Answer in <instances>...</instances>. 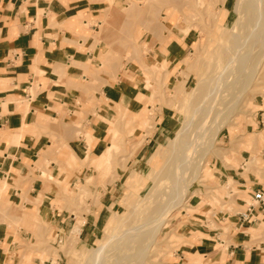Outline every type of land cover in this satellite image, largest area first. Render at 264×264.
Here are the masks:
<instances>
[{
    "label": "crops",
    "instance_id": "obj_1",
    "mask_svg": "<svg viewBox=\"0 0 264 264\" xmlns=\"http://www.w3.org/2000/svg\"><path fill=\"white\" fill-rule=\"evenodd\" d=\"M130 1L139 0H0V202L44 212L58 236L65 230L59 214L66 210L58 211L53 203L54 186L48 184L51 188L34 203L43 181L48 180L43 173L48 171L66 182L70 178L67 162L57 167L56 152L71 151L76 158L82 157L83 151L100 153L108 143L107 120L116 115V107L135 114L143 108L142 99L149 96L137 70L131 78L113 83L93 86L89 82L88 74L100 67L106 52L107 34L102 32L95 40L94 33L103 21L119 20V13L107 10ZM190 42L189 32L171 39L154 58L165 62L183 58ZM89 101L100 102L90 105ZM80 117L85 118L87 131L75 136L74 126L69 124ZM166 117L161 114L154 123L143 150L165 129ZM262 133L264 130L253 134ZM41 151L45 153L43 161ZM260 158L264 161V149ZM262 165L256 174L244 173L242 161L228 168L218 164L217 182L228 188L232 184L237 191L227 194V189L222 195L238 193L244 199L234 198V207L216 213L205 210L206 206L188 209L178 231L185 241L171 254L168 264H264V209L252 200L253 191L264 193ZM109 196L113 199L106 195L100 210L115 202L114 194ZM96 220L93 217L81 223L80 240L91 237ZM12 230L0 220V264L13 260L6 251L13 242Z\"/></svg>",
    "mask_w": 264,
    "mask_h": 264
},
{
    "label": "rangeland",
    "instance_id": "obj_2",
    "mask_svg": "<svg viewBox=\"0 0 264 264\" xmlns=\"http://www.w3.org/2000/svg\"><path fill=\"white\" fill-rule=\"evenodd\" d=\"M209 1L139 0L130 1L129 5L127 4L128 6L121 5L116 10H107L108 12L115 11L121 16L116 21H103L98 27V32L94 33L95 40L102 32L107 34L105 37L106 52L105 57L100 60V67L95 68L92 74H88L89 82L93 86L95 84L100 86L116 82L118 78L127 79L128 76L131 78L133 73L144 72L151 79L149 85L143 84L148 88L149 96L142 99L143 108L138 113L123 115L121 113L124 110L118 106L116 107V115L107 120L108 143L100 153L90 155L88 151L84 152L82 150L83 156L76 158L71 151L64 152L60 149L56 152L57 167L59 168L61 164L66 162L69 165L67 173L70 178L67 182L66 180H60L61 177L51 176L48 171L46 175H43L45 173L42 174V177H46L48 180L43 181V187L38 191L34 203L37 204L40 201L44 190L51 188L48 184L54 186L52 201L57 204L55 206L58 211L66 210V212L59 214V218H64V234L56 235L51 223L48 222V216L44 212L40 214L36 212L35 208L24 211L21 204L18 206L11 204L10 207H7L3 202H0V220L10 224L13 229V242L10 248L6 250L7 254L13 259L10 264H23L24 258L26 264H84L88 249L97 248L105 243L110 236L119 233L120 226L126 219L130 223H139L140 220H142V223L146 221H143V219L150 213L139 216L140 220L135 219V215L132 214L119 222L112 217V211L128 216L130 211V206L126 205L128 200L133 194L143 195L145 185L148 184V178L141 174H145L146 171L152 168L157 158L156 152L160 147L163 150L166 147L167 140L174 137L173 133L183 119V114L189 110L187 107H179V109L176 107L175 102H173L178 96L176 91L180 92L183 88V95L188 96V91L194 86L198 76L204 75L207 71L210 72V75L219 71L216 66L217 60L213 61L212 59L220 58L221 62V58L228 51L226 49L228 46H217L221 32H218L211 14L207 13V9L211 6L214 10L219 8L220 11L217 17L221 18L222 7H226L229 0H226V2L212 0L211 3ZM221 2L224 5H221ZM210 4L212 5L210 6ZM162 16L169 18L168 22L172 25L169 28L173 33L164 43L160 39L163 34H166V27L169 25L166 18H161ZM232 19V12L225 10L223 22L230 24ZM188 24L194 25V27L189 31L191 42L183 58L176 59L173 62L157 61L154 58L155 53L158 52L157 50H162L168 41L180 36L181 33L178 28ZM250 45L251 43L249 45L246 43V46L241 45L245 53L247 49L253 55L247 65L242 69L241 67L237 68L238 79L235 89L240 87L238 84L245 75L241 73L251 70L254 65H250L253 58H258L262 54V52L260 54L262 49L258 44H256L257 47L255 44ZM244 46L248 47L244 48ZM249 47L250 49H248ZM242 50L240 54H243L244 51ZM150 58L155 59V62L158 63H156L158 68H155L154 71L143 65L151 62L149 61ZM97 76H101L103 79H98ZM208 80H211V78ZM151 87L156 89L153 99L150 97ZM253 87L243 95L238 103V111L229 116V122L226 126L223 125L220 128L211 149L205 153L199 151L200 153L203 152L201 169H199L201 178L196 180L194 186L188 192L189 194L185 197L182 207L161 225L152 243L149 257L143 260V264H168L172 258L171 254L185 241L182 235L178 234V231H180V222L186 216L184 213L188 212V209H203V206H206L205 210L216 213L217 210L226 211L234 207V202H232L234 198L244 199L238 193L229 197L222 195L228 194L229 190L237 191L232 184L228 188L225 184L218 183L215 172H217L218 164L228 168L235 167L239 161H242V166H245L243 168L244 173L251 171L259 174L258 171L263 167L264 161L260 158V151L264 149V133H253H261L264 130V63ZM92 89L97 88L92 87ZM172 95L174 97L171 100ZM199 97L200 95H197L196 99ZM77 102L80 101L77 100ZM99 102L89 101L88 103L98 105ZM198 102L193 105V109L199 107ZM91 112L94 111L91 110ZM161 114L167 116L164 120L166 127L154 137L150 147L143 150L142 145L145 137L151 135L154 123L160 118ZM196 115L195 120L193 118V123L195 124V121H197L196 123L201 124L200 115ZM84 122L85 118L80 117L79 121L69 124L74 126L75 136L80 131L86 133L84 132L86 130L83 125ZM135 128L139 129L135 130ZM212 134L213 132L210 133V136ZM40 154L43 161L45 153L41 151ZM202 154L196 156L199 157ZM196 156H194V159H196ZM107 166L108 169L105 171ZM227 189L228 191L224 193ZM110 193L114 194L115 202H112L111 206L107 205L105 209L100 210L102 205H105L104 201H107L106 195L108 199H113L109 196ZM245 198L247 199V197ZM99 210V217H97ZM70 213L72 215L69 216ZM93 217L97 220L92 235L87 240H80L78 235L74 237L70 234L71 228L79 230L82 222L85 220L91 221ZM210 217L211 215L208 216V218ZM145 230L141 228L137 232L145 234ZM127 249L124 248L117 251V253L113 249L112 258L116 260L115 264H125L126 260L124 258L127 254H134L135 248L130 250L132 252L130 254L129 250L126 252ZM108 250V254H111L112 248H108ZM115 254L122 259L116 255L117 259L114 256ZM27 256L30 259L26 258ZM73 257L74 261L72 262ZM137 258L133 257V260H137ZM121 261L124 262L119 263Z\"/></svg>",
    "mask_w": 264,
    "mask_h": 264
},
{
    "label": "bare ground",
    "instance_id": "obj_3",
    "mask_svg": "<svg viewBox=\"0 0 264 264\" xmlns=\"http://www.w3.org/2000/svg\"><path fill=\"white\" fill-rule=\"evenodd\" d=\"M210 1L209 3H211ZM222 2H226V0H222ZM222 2L220 3L221 5L223 4ZM211 5L212 4H210V6ZM225 10H230L233 14V19L230 24L223 22ZM219 11V8L214 10L213 6L207 9V13L211 14L218 32H221L220 41L217 46H228L226 48L228 51L224 57L221 58V62L220 58L212 59L213 61L217 60L216 66L219 68V71L212 75L207 71L204 75L198 76L194 86L189 89L188 96L183 95V88L180 92L176 91V95L178 94V96L173 101L176 107L178 109L179 107H187L189 110L187 113L183 114V119L173 133L174 137L167 140L166 147L163 148V150H161L160 147L156 152L157 158L152 168L146 171L145 174H141L148 178V184L145 185L143 195L133 194L128 200V204H126L130 206L128 216L112 211V217L119 222H122L126 217L128 218L132 214L135 215L134 218L137 220H140L139 216H144L147 213L150 214L143 219V221L146 220L144 223L141 222L142 220H140L139 223H130L127 221L128 219H126L120 226L121 230L119 233L117 232L110 236L105 243L97 248L88 249L87 259H85L86 262L84 264H115L116 260L112 258V255L114 252L117 253V251H121L124 248H128L126 252L135 248L134 254L124 255L126 256L124 258V260H126L125 264H143V260L149 257L152 243L161 225L182 207L185 197L189 194L188 192H190L196 180L201 178L199 169H201L202 153L211 149L215 136H217L220 128H222L223 125L226 126L229 122V116L238 111V103L243 95L253 87L255 82H257L260 69L263 67L264 63V0H229V4L226 5V7H222L221 18L217 17ZM161 18L164 19L166 17L162 16ZM168 21L169 18H166V22L169 26L166 27V34H163V37L160 39L162 43H164V41L166 42L168 37H171L173 34L169 28L170 26L172 27V25ZM192 27H194V25L192 26L190 24L181 28L177 27L181 33L180 37L187 34ZM246 43H248V45L249 43H251V45L255 44V46L258 44L259 47H261L260 49H262V51L260 50V54L261 52L262 54L258 58H253V61L250 63V65L254 64L251 70L241 73L245 75H243L244 77L242 76V80L239 77L241 82L238 84L240 87L237 88V90L235 89L238 79L237 68L241 67L242 69V67L247 65L249 59H251L253 55V53L251 55L248 52L250 50L247 51L246 49V53L245 50H242L243 48L241 45L243 44L246 46ZM245 46L244 48L248 47ZM239 47L244 51L243 54H240L242 52H240L241 50ZM248 49H250V47ZM150 59L149 61L151 62L143 65L154 71L155 68H158V63L155 62V59ZM129 77L130 76H128V78ZM141 78L143 84L149 85L151 83V79L145 75L144 72H142ZM210 78L211 80L207 81V79ZM154 93H156V89L152 88L150 93L151 99L154 98ZM197 95H200L198 99H196ZM173 97L172 95L171 100ZM197 101H199L197 104L199 107L193 109V105L197 103ZM121 114L129 115V113L125 111ZM196 114L200 115L202 122H198H201V124L196 123L197 121H195V124L193 123V118ZM211 132H213V134L210 136ZM199 151L203 152L200 153ZM197 154L202 155L197 157ZM193 155L196 156V159H194ZM107 169L108 166L105 168V171H107ZM141 228L146 229L145 234H143V232H137ZM78 231L79 230L76 228H71L70 234L76 237ZM108 248H112L111 254H108ZM113 249L115 250L114 252ZM130 253L132 252L130 251L129 254ZM116 255L117 254L114 256L117 257L118 255ZM118 257L122 259L120 256ZM133 257L138 258L137 260H133ZM123 262L124 261H121L119 263Z\"/></svg>",
    "mask_w": 264,
    "mask_h": 264
},
{
    "label": "built area",
    "instance_id": "obj_4",
    "mask_svg": "<svg viewBox=\"0 0 264 264\" xmlns=\"http://www.w3.org/2000/svg\"><path fill=\"white\" fill-rule=\"evenodd\" d=\"M252 200L255 205H259L260 208L263 210L264 209V193L259 190H255L252 192ZM241 217L244 218V214H240Z\"/></svg>",
    "mask_w": 264,
    "mask_h": 264
}]
</instances>
